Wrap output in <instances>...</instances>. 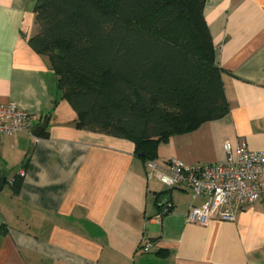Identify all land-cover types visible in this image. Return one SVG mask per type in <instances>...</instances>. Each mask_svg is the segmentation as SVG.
<instances>
[{"label":"crops","instance_id":"1","mask_svg":"<svg viewBox=\"0 0 264 264\" xmlns=\"http://www.w3.org/2000/svg\"><path fill=\"white\" fill-rule=\"evenodd\" d=\"M34 7L0 0V104L36 117L29 132L0 136V264H264V201L233 221L191 223L202 197L148 181L132 141L76 126L47 58L28 44ZM203 17L228 112L161 143L159 163H226L225 142L264 151V0H205ZM20 169L15 191L7 181Z\"/></svg>","mask_w":264,"mask_h":264},{"label":"trees","instance_id":"2","mask_svg":"<svg viewBox=\"0 0 264 264\" xmlns=\"http://www.w3.org/2000/svg\"><path fill=\"white\" fill-rule=\"evenodd\" d=\"M204 3L35 0L28 44L47 58L78 128L130 140L147 162L170 137L228 112Z\"/></svg>","mask_w":264,"mask_h":264},{"label":"built area","instance_id":"3","mask_svg":"<svg viewBox=\"0 0 264 264\" xmlns=\"http://www.w3.org/2000/svg\"><path fill=\"white\" fill-rule=\"evenodd\" d=\"M35 120L14 103L0 104L2 137L29 132ZM223 149L228 155L226 163L187 166L175 158L164 163L147 161L146 178L168 189L185 188L193 200L202 197L201 207L189 209L187 220L191 223L205 225L211 219L233 221L245 206L264 201V151H250L243 141L236 147L225 142ZM24 175L25 171L20 169L16 176L22 179ZM7 182L12 187L14 177ZM151 249L149 242L140 247L142 253Z\"/></svg>","mask_w":264,"mask_h":264},{"label":"water","instance_id":"4","mask_svg":"<svg viewBox=\"0 0 264 264\" xmlns=\"http://www.w3.org/2000/svg\"><path fill=\"white\" fill-rule=\"evenodd\" d=\"M138 157H143V155H138ZM6 179L5 177L0 178V191L2 190L3 186L5 185ZM159 208V212L161 215H165L169 212L168 208L166 207V201H160V203L157 205Z\"/></svg>","mask_w":264,"mask_h":264}]
</instances>
